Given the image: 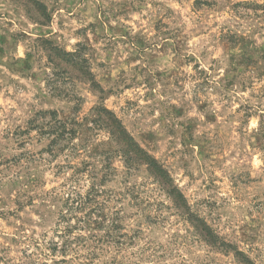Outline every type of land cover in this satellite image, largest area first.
Returning a JSON list of instances; mask_svg holds the SVG:
<instances>
[{
  "label": "rangeland",
  "instance_id": "1",
  "mask_svg": "<svg viewBox=\"0 0 264 264\" xmlns=\"http://www.w3.org/2000/svg\"><path fill=\"white\" fill-rule=\"evenodd\" d=\"M0 264H264V0H0Z\"/></svg>",
  "mask_w": 264,
  "mask_h": 264
},
{
  "label": "trees",
  "instance_id": "2",
  "mask_svg": "<svg viewBox=\"0 0 264 264\" xmlns=\"http://www.w3.org/2000/svg\"><path fill=\"white\" fill-rule=\"evenodd\" d=\"M66 55L68 54H65V56ZM59 124L62 125V123ZM106 127L110 130L112 136L120 145L127 147L124 155L129 157V160L131 161L146 164L151 175L155 177V179L170 194V196L175 201L176 206L180 210H187L185 205L180 203V200L183 199V197L181 193H179V191L174 189L171 185V181H169L166 171L159 167L156 161L151 160L147 154L137 148V146L134 147L129 142V140L126 139L125 131L123 130L121 124L117 123L116 121H114V123L111 121H106ZM97 180L98 179H95V182L92 184V187L85 196L79 193H71L68 196L66 205L64 207V212L60 217L61 219L59 226L60 228H63V231H61V234L59 235L60 242L52 244L51 251L53 253L58 251L62 255H67L68 250L72 248L74 243L76 244V242L82 240V237H73L75 231L82 230V228H86L87 226H92L98 229L104 227L106 222V217L102 216L104 206L99 201L100 196L103 194V192L99 189H101V186H103L105 183L104 175L101 181ZM84 212L85 215L79 217V215ZM209 242L211 243L210 240Z\"/></svg>",
  "mask_w": 264,
  "mask_h": 264
}]
</instances>
